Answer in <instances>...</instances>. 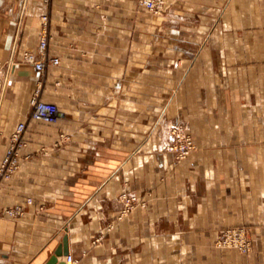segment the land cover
<instances>
[{
    "label": "crops",
    "instance_id": "1",
    "mask_svg": "<svg viewBox=\"0 0 264 264\" xmlns=\"http://www.w3.org/2000/svg\"><path fill=\"white\" fill-rule=\"evenodd\" d=\"M48 15L44 72L39 54ZM58 111L31 119V98ZM187 125L188 158L164 150ZM0 264H264V0H0ZM140 202L121 216V195ZM246 226L249 253L215 245ZM67 256H59L58 262ZM68 264V263H67Z\"/></svg>",
    "mask_w": 264,
    "mask_h": 264
},
{
    "label": "built area",
    "instance_id": "2",
    "mask_svg": "<svg viewBox=\"0 0 264 264\" xmlns=\"http://www.w3.org/2000/svg\"><path fill=\"white\" fill-rule=\"evenodd\" d=\"M50 0H43L45 4ZM140 4L154 10L159 9L158 0H140ZM48 15H42L43 30L41 33L39 43V54L25 51L23 54L24 60L34 65L35 69L40 72H44L48 64H59L60 59L48 58L47 47L49 44L48 35ZM58 107L55 103L45 101L42 99L40 90H37L31 98V113L30 117L36 121L52 122L57 114ZM27 128V123L22 122L18 125L17 129L12 135L13 143L9 148L7 155L0 167V176L5 174L6 169L15 167V153L17 151V144L21 141L23 132ZM168 140L165 144V149L171 152H175L178 158H186L193 148L195 147L192 136L186 131L184 126L174 123L169 127ZM123 207L121 209V216L129 214L137 203L140 202V198L137 194L131 192H124L120 197ZM24 208L18 206L13 209H7L4 212L6 215L18 216L21 215ZM0 211V215L2 213ZM215 245L221 249H234L242 253H249L253 248V240L250 235V230L246 226H235L223 229L217 236ZM68 264H74L75 260L72 256L68 255Z\"/></svg>",
    "mask_w": 264,
    "mask_h": 264
},
{
    "label": "rangeland",
    "instance_id": "3",
    "mask_svg": "<svg viewBox=\"0 0 264 264\" xmlns=\"http://www.w3.org/2000/svg\"><path fill=\"white\" fill-rule=\"evenodd\" d=\"M139 4H140V0H139ZM158 6H159V9H157V8H154V10H152V9H149L148 7H146V6H144L143 4H140V6L142 7V9H143V11H145V12H147V13H150L151 15H154V16H157V17H163L164 15H165V12H166V8H167V0H158ZM176 124H179L180 126L182 125V126H184L185 128H186V131L192 136V138H193V135H192V133H191V131H190V129H189V127L187 126V125H185L184 123H182V122H180V121H177L176 122ZM173 125H174V123H173ZM170 131V129H168V132ZM193 141H194V138H193ZM194 144H195V147L193 148V150L191 151V153L195 150V148H196V143L194 142ZM164 150H167V149H165V148H163ZM168 151V150H167ZM171 152V151H170ZM174 154H175V156H176V158L178 159V160H183V159H186V158H188L189 157V155L191 154H189L186 158H178L177 157V154L175 153V152H173ZM127 192H129V191H127Z\"/></svg>",
    "mask_w": 264,
    "mask_h": 264
},
{
    "label": "water",
    "instance_id": "4",
    "mask_svg": "<svg viewBox=\"0 0 264 264\" xmlns=\"http://www.w3.org/2000/svg\"><path fill=\"white\" fill-rule=\"evenodd\" d=\"M69 254L70 252L68 247V236H65L63 243L56 249L54 254L49 258V260L45 264H67L66 261L58 262V258L59 256H68Z\"/></svg>",
    "mask_w": 264,
    "mask_h": 264
}]
</instances>
